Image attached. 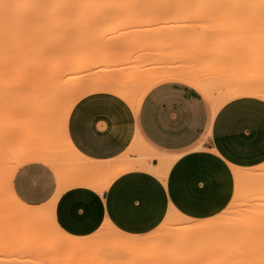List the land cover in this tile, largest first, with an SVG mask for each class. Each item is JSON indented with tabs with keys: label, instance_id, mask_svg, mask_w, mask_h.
Masks as SVG:
<instances>
[{
	"label": "rangeland",
	"instance_id": "obj_1",
	"mask_svg": "<svg viewBox=\"0 0 264 264\" xmlns=\"http://www.w3.org/2000/svg\"><path fill=\"white\" fill-rule=\"evenodd\" d=\"M241 37H264V0H0V45L7 46L11 55L17 52L21 61L16 72L11 60L3 59L1 135L14 139L15 148L10 145L17 158L25 155L22 143L40 136L39 149L61 153L70 145L71 110L67 114L66 104L72 98L107 90L134 107L152 75L169 70L188 71L197 81L204 77L201 80L207 86L215 72L216 51ZM112 38L124 44L102 43ZM41 98L45 99L42 104ZM42 139L50 141L49 146ZM30 148L25 149L27 153ZM129 152L123 163L140 160L144 153L136 145ZM67 153L72 157L73 152ZM263 164L240 169L245 178H239L234 195L217 214L254 208L251 176ZM7 175L0 173V264H127L133 260L139 264H237L233 253L237 229L234 240L226 235L231 229L220 223L189 229V221L172 211L154 231L138 236L144 242L137 248L124 244L126 234L107 223L83 236L85 247L71 250L66 239L69 247L64 248L63 233L55 230L60 240L45 206L40 207L47 213L36 220L11 212L15 205L6 196ZM261 231L258 224L242 232Z\"/></svg>",
	"mask_w": 264,
	"mask_h": 264
},
{
	"label": "crops",
	"instance_id": "obj_2",
	"mask_svg": "<svg viewBox=\"0 0 264 264\" xmlns=\"http://www.w3.org/2000/svg\"><path fill=\"white\" fill-rule=\"evenodd\" d=\"M102 43L124 44L115 38ZM229 44L216 51L207 86L204 77L162 78L145 88L134 107L113 91L81 97L67 123L71 149L48 153L55 163L46 156L20 164L11 178L14 193L26 204L49 205L59 228L73 236L90 235L104 223L144 236L171 210L192 218L220 212L235 192L234 168L264 161V37ZM135 145L150 155L148 166L174 158L165 173L129 168L100 189L111 167L93 173L94 166L124 159ZM68 150L76 160L70 162Z\"/></svg>",
	"mask_w": 264,
	"mask_h": 264
},
{
	"label": "bare ground",
	"instance_id": "obj_3",
	"mask_svg": "<svg viewBox=\"0 0 264 264\" xmlns=\"http://www.w3.org/2000/svg\"><path fill=\"white\" fill-rule=\"evenodd\" d=\"M8 51V47L7 46H3V45H0V71H3L4 70V62H3V59H9V60H11V64H10V67H12V70H15L16 72H18L19 70H20V66H21V61H20V59L18 58V54H17V52H15L14 51V54H10L9 52H7ZM10 57V58H9ZM33 62H36V60H33ZM166 70V69H165ZM43 71H44V68H43ZM182 71H186V70H182ZM188 71H186V73L185 72H173V70H172V72L169 70L168 72H162L161 73V71L159 72V73H157V74H155L156 76H154V75H152L153 77H151V80L148 82V83H146L145 85H144V87L139 91V95L145 90V88L147 87V86H149L150 84H152L154 81H156V80H159V79H162V78H166V77H174V76H180V77H192L189 73H187ZM157 77V78H156ZM149 78V77H148ZM194 78V77H193ZM34 87V86H33ZM51 90H53V89H51ZM50 91V90H49ZM51 94V93H50ZM87 93H85L84 92V94L82 93L80 96H78V97H76L77 99H75V98H72L70 101H68L69 103H67L66 105H68V110H67V114H68V112L71 110V108H72V106L75 104V102L76 101H78L81 97H83V96H85ZM52 95V94H51ZM51 95H49L50 96V98L52 99L53 98V95L51 96ZM137 99H138V97L135 99V101H134V105H135V103H136V101H137ZM39 100V99H38ZM40 101V103H41V101L42 102H44L45 101V99H42L41 98V100H39ZM38 101V102H39ZM46 103V102H45ZM45 103H43V104H45ZM213 103V102H212ZM221 102H214L213 104H214V109H216L217 108V106L220 104ZM42 104V103H41ZM48 104H46L45 106H47ZM44 105H43V107H45ZM212 107H213V105H212ZM66 108V107H65ZM215 111V110H214ZM63 112V111H62ZM62 115H63V113H62ZM62 117H65V116H62ZM67 118V117H66ZM1 124L2 123H4L2 120H1V122H0ZM12 123V122H11ZM10 123V124H11ZM5 124H6V122H5ZM2 125H4V124H2ZM59 126V125H58ZM66 127V126H65ZM8 128H9V125H8ZM63 128H64V126H63ZM58 129V128H57ZM60 129V128H59ZM2 130V129H1ZM1 130H0V173H2V172H7L8 173V175H7V178H6V184H7V190H6V196H7V198H8V200H9V202L14 206L13 208L11 207L10 208V210H13V211H11V212H13V214H18V215H21V217L22 216H24L25 218H27L26 220H28V221H30V220H36L37 219V217H39L43 212H44V209H43V207H40L41 205H29V204H26V203H24V202H22L18 197H17V195L14 193V191L12 190V186H11V178H12V174H13V172H14V170L20 165V164H22L23 162H25V161H28V160H34V159H36V160H38V159H45L46 158V156L48 155V153L47 152H44L45 150H46V148L45 149H39V147L38 146H36V145H38L39 144V142H38V138H40V137H38L36 140L34 139L33 141H28V140H24V142L25 141H28V143H30V144H28V143H22V144H24V145H20L21 146V154H23V152L25 153V155L21 158H17V156H14V154L13 153H15V151H13V148H15V146H14V139L13 140H11V139H6V138H4L3 136L4 135H1ZM7 130V129H6ZM13 131V130H12ZM11 131V132H12ZM59 130H57V132H58ZM5 132V131H4ZM64 132V131H63ZM3 134V133H2ZM5 134V133H4ZM6 134H8V132L6 133ZM66 134V133H65ZM53 135V134H52ZM57 135H58V133H57ZM59 136H60V134H59ZM138 137V136H137ZM7 138H11V137H7ZM42 138V137H41ZM139 138V137H138ZM49 139V138H48ZM8 140V141H7ZM41 140V139H40ZM50 140V139H49ZM35 141H36V143H35ZM42 141H43V143H44V146L46 145V144H48V142H50V141H47V139H42ZM47 141V143H45ZM63 141H64V139H63ZM138 142H142L141 141V138L140 139H138L137 140ZM136 141V142H137ZM32 142H34V143H32ZM10 143H11V145L12 146H14L13 148L11 147V145H10ZM43 143H41V146L43 145ZM71 143V142H70ZM69 143V144H70ZM139 143V144H140ZM144 144H146L145 142H143ZM28 144V145H27ZM32 144L33 145H35V146H33L32 147ZM66 144L68 145V143L66 142ZM143 144V145H144ZM66 145V146H67ZM25 146V147H24ZM47 146H49V144L47 145ZM69 146V145H68ZM145 146H147V145H145ZM31 147V148H30ZM34 147H36V148H34ZM73 147V146H72ZM28 148H30L29 150L30 151H28V153H27V150H25V149H28ZM48 148V147H47ZM142 148H146V147H142ZM49 149H47V151H48ZM140 150V149H139ZM149 150V149H148ZM148 150H146V151H148ZM18 151V150H17ZM50 151V150H49ZM144 151V150H143ZM18 153H19V151H18ZM143 153V152H142ZM148 153V152H147ZM152 154H153V152H151ZM154 153H157V152H154ZM13 154V155H12ZM144 154H146V152L144 151V153L143 154H140V156L142 155V159H140V160H137V161H135V162H126V163H123V161L121 162L120 160H116V161H114V162H108V163H104V162H98L95 166L92 164V163H89L90 164V166H91V168H92V166H94L95 167V170H94V167H93V169L92 170H94V171H92L93 173L94 172H96V170H97V172L96 173H99V170L101 171V170H103V169H106L107 168V165H108V168H109V166L111 167V170H110V172H108V174H109V177L107 176L108 174H107V171L106 170H108V169H106V170H104V173L103 174H105V171H106V176L108 177H106L107 179V181H105V183L104 184H100L99 185V188L101 189L103 186H105V184H106V182H108V180L110 179V178H112L114 175H116L117 173H119V172H121V171H124V170H126V169H129V168H134V167H145V166H147V167H149V168H151V169H153V170H155V171H157V172H159L160 174L161 173H165L166 172V169L168 168V166L170 165V163H171V161L173 160V158L174 157H166V158H164L163 160L159 157L160 155H155V156H157V157H159L158 158V160H162L161 161V164H159L158 166H152V165H149L148 166V164H146V157L147 156H150V155H145L144 156ZM149 154H150V152H149ZM50 155V154H49ZM52 155V154H51ZM164 155V154H163ZM54 155H52V156H47L48 158V161H50L49 159H52L53 160V157ZM154 156V155H153ZM16 157V158H15ZM71 157V156H70ZM69 157V158H70ZM139 157V156H138ZM15 160H14V159ZM72 159H74V160H76L75 159V157L73 156V157H71V161L70 162H72L73 160ZM14 160V161H13ZM51 160V161H52ZM55 160L56 159H54L53 160V162L55 163ZM50 161V162H51ZM78 161V160H77ZM77 161H75V162H77ZM131 161V160H130ZM81 162V161H80ZM160 162V161H159ZM158 162V163H159ZM52 163V162H51ZM57 163V162H56ZM79 163V161L77 162V164ZM81 163H83V165H85V161H83V162H81ZM100 163V164H99ZM147 163H148V161H147ZM110 164V165H109ZM151 164V163H150ZM79 165H81L80 163H79ZM86 165H87V163H86ZM85 165V166H86ZM102 165V166H101ZM114 165V166H113ZM115 165H119V166H115ZM77 166V165H76ZM82 166V165H81ZM85 166H82V167H85ZM89 166V165H88ZM87 166V167H88ZM98 167V168H97ZM100 167H101V169H100ZM104 167V168H103ZM66 168V167H65ZM64 168V169H65ZM77 168H79V167H77ZM90 167H88V169H89ZM149 168H147V169H149ZM67 169V170H66ZM65 170L66 171H68V172H70V169H68V168H66ZM99 169V170H98ZM240 169L241 168H234V170H235V179H236V182L239 180V178H240V180H241V178H245L244 177V175H243V177L242 176H240L241 174H242V172L240 171ZM259 169V170H258ZM108 170V171H109ZM90 171V170H89ZM240 171V172H239ZM258 171V172H257ZM91 172V171H90ZM91 172V173H92ZM103 172V171H102ZM255 173H254V175H253V177L251 176V178L253 179L252 180V188H254V190H256V192H255V196H254V199L253 200H256V202L254 203V208H252V209H248L247 211H243V212H241V213H239L238 211H235V210H233V211H226V212H224V213H222V214H216V215H213V216H210V217H205V218H192V217H188V216H186V215H182V214H180V213H178L177 211H175V210H171L172 212H175V213H178V214H180V215H182L183 216V218H184V221H189V223L187 224V227H191V228H189V229H196V228H202V227H208V226H210V225H213V224H219L220 223V225L221 226H223V227H227L226 229H231L230 230V232L228 233H226V235H228L229 237L231 236V238L233 239V237H232V235H233V232H234V230L236 231V229H237V232L236 233H239V234H234V236H238L237 237V239L236 240H234L235 241V247L233 246V253L235 254V256H236V263L237 264H264V164L263 165H261V166H259L258 168H257V170L256 171H254ZM101 173V172H100ZM250 174L252 173V172H249ZM66 173H64V175H65ZM103 174H100V175H103ZM248 174V173H247ZM250 174L249 175H247V176H250ZM62 175V174H61ZM64 175H63V177H64ZM96 175V174H95ZM104 176V175H103ZM246 176V177H247ZM99 177V176H98ZM95 178H96V176H95ZM100 178V177H99ZM250 178V177H249ZM98 179V178H97ZM94 180V179H93ZM96 180V179H95ZM95 180H94V182H95ZM99 180V179H98ZM97 180V181H98ZM100 181V180H99ZM102 181V183L104 182V179L103 180H101ZM239 182V181H238ZM93 183V182H92ZM235 190H236V187H235ZM9 203V204H10ZM11 206V205H10ZM42 206H45V205H42ZM47 209H48V212H49V215H50V218H51V220H52V225H53V227L55 228H53V230H54V233L56 234V232L57 231H59V232H61V233H63V237L65 238H63V237H61L60 236V234H58V236H59V239H60V237H61V239L62 240H64V245L62 246V247H64L65 248V246H68V244L67 243H65V241H66V239L69 241H67L68 243H69V245H70V247H72L71 248V250L73 249V250H75V249H81V248H83V247H85L86 245H87V242L85 241V240H83L82 238H84L83 236H73V235H69V234H67V233H65L62 229H60L59 228V226L57 225V223L55 222V220H54V218H53V215H52V213H51V208H50V206L49 205H46L45 206ZM46 210V209H45ZM229 212H231L232 213V216L231 217H227L228 216V214L227 213H229ZM44 213H47V212H44ZM233 215L235 216L236 215V217H235V219H232L233 218ZM19 217V216H18ZM41 217V216H40ZM174 218V217H173ZM176 218V217H175ZM229 218H231V219H229ZM30 219V220H29ZM40 219V218H39ZM32 225H33V223H31ZM260 225V226H262L263 227V231H261V232H255V233H246V234H243V232L242 231H244L245 232V230H246V228H248V227H256L257 225ZM239 226H241V230L242 231H239L240 229H238V227ZM15 228V227H14ZM55 230H57L56 232H55ZM239 231V232H238ZM242 232V233H241ZM55 234H54V236H55ZM56 234V235H57ZM0 235H1V232H0ZM65 235H67V236H70V237H66ZM1 238V237H0ZM70 238H71V240H70ZM60 239V240H61ZM143 239H142V237H138V236H131V235H126V237H125V239H123L122 241H123V243L124 244H131L132 245V243L134 244V247L135 248H137L138 247V245L140 246L141 245V243H143L144 242V240L142 241ZM0 241H2V238H1V240ZM121 241V242H122ZM58 242V243H57ZM59 240L57 239L56 240V243L57 244H59ZM61 242V243H62ZM1 243V242H0ZM179 244V243H178ZM69 247V246H68ZM75 248V249H74ZM263 248V249H262ZM127 264H139V262H138V260H133V261H131V262H128ZM144 264V263H143Z\"/></svg>",
	"mask_w": 264,
	"mask_h": 264
}]
</instances>
